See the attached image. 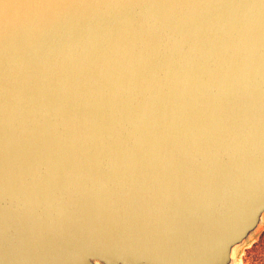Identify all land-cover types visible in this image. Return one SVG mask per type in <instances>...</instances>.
Masks as SVG:
<instances>
[{
	"label": "water",
	"instance_id": "95a60500",
	"mask_svg": "<svg viewBox=\"0 0 264 264\" xmlns=\"http://www.w3.org/2000/svg\"><path fill=\"white\" fill-rule=\"evenodd\" d=\"M264 216V0H0V264H234Z\"/></svg>",
	"mask_w": 264,
	"mask_h": 264
},
{
	"label": "rangeland",
	"instance_id": "374dc122",
	"mask_svg": "<svg viewBox=\"0 0 264 264\" xmlns=\"http://www.w3.org/2000/svg\"><path fill=\"white\" fill-rule=\"evenodd\" d=\"M234 264H264V216L256 231L236 253Z\"/></svg>",
	"mask_w": 264,
	"mask_h": 264
}]
</instances>
